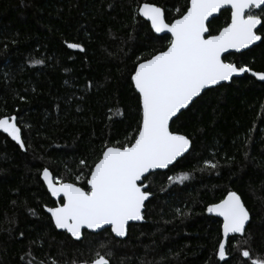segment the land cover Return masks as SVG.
<instances>
[{"label":"trees","instance_id":"1","mask_svg":"<svg viewBox=\"0 0 264 264\" xmlns=\"http://www.w3.org/2000/svg\"><path fill=\"white\" fill-rule=\"evenodd\" d=\"M189 2L0 0V117L17 118L25 144L0 130V264H92L98 253L109 264H251L244 250L264 259V83L249 74L205 91L173 121L171 131L192 148L144 180L152 195L145 222L131 225L125 240L104 230L76 242L45 210L56 206L41 179L45 168L86 187L105 146L129 144L138 134L142 107L131 75L171 40L154 34L139 6L163 8L171 23ZM230 18V10L221 12L211 34ZM224 59L264 73V42ZM230 191L250 221L220 260L222 221L207 207Z\"/></svg>","mask_w":264,"mask_h":264},{"label":"snow or ice","instance_id":"2","mask_svg":"<svg viewBox=\"0 0 264 264\" xmlns=\"http://www.w3.org/2000/svg\"><path fill=\"white\" fill-rule=\"evenodd\" d=\"M226 6H230V23L213 35L209 18ZM138 13L156 33H170L171 40L166 50L138 62L131 75L142 107L134 142L105 146L90 169L86 187L54 182L49 170H43L51 195L62 197L56 207L47 211L57 229L66 230L77 239L82 229L96 230L105 225L116 236L124 237L130 221L144 218L142 213L150 193L144 190L142 178L151 170L168 168L190 146L187 136L170 130V121L205 89L229 81L234 75L252 72L247 66L225 62V53L264 42V36L258 34L264 31V0H190L187 10L171 23L165 22L161 8L149 3L139 6ZM67 47L84 51L78 43H68ZM252 75L264 81V73ZM16 121L15 116L0 117V130L23 149L22 130ZM185 179V174L176 177L181 183ZM207 212L223 218L218 255L225 260L230 238L246 231L249 211L241 197L230 191L219 203L209 205ZM242 256L251 264H264V259L253 260L248 250ZM92 264H109V260L98 253Z\"/></svg>","mask_w":264,"mask_h":264},{"label":"water","instance_id":"3","mask_svg":"<svg viewBox=\"0 0 264 264\" xmlns=\"http://www.w3.org/2000/svg\"><path fill=\"white\" fill-rule=\"evenodd\" d=\"M189 4H190V2H189ZM152 5H153V4H152ZM155 6H156V5H155ZM157 7H159V6H157ZM159 8H161V7H159ZM161 10L163 11L164 16H165V22L168 23L167 20H166V15H165V11H164V9L161 8ZM225 10H230V6H226L225 8H222L219 12L214 13L213 17H210V18H209L210 23L212 22V20L216 19V18L221 14V12H223V11H225ZM256 11H258V10H256ZM140 17H141L143 20H145L146 22H148V23L150 24V22L147 21V19H146L145 17H142L141 15H140ZM206 23H208V22H206ZM210 23H209V24H210ZM150 27H151V24H150ZM151 29H152V28H151ZM152 31L154 32V34H155L156 36H159V37L166 36V35H168V36L171 37V34H170V33H167V32H164V33H156L153 29H152ZM260 43H261L260 41H257V42H255L253 45H250L248 48H246V49H241V50H239V51H236L235 49H230L227 53L224 54V58H225L226 56L230 55V54H243V53H245V52L251 50L253 47L259 45ZM225 62H226V61H225ZM252 72H254V71H252ZM252 72H247V73H241V74H239V75H234L233 78H232L231 80H229V81H222V82H220V84H218V85H215V86H212L211 88H207V89H205V90L201 93V95H202L205 91H207V90L217 88V87H219V86H221V85H224V84H230V83L233 81V79L241 78V77H243L245 74H249L250 76H252L253 78H255L258 82L264 83V81H261V80H259L257 77L253 76V75H252ZM133 85H134V84H133ZM137 93H138V92H137ZM201 95H200V96H201ZM200 96H199V97H200ZM199 97L195 98L194 102H195ZM192 104H193V103H192ZM192 104H191V105H192ZM191 105H190V106H191ZM190 106H189V107H190ZM189 107H188V108H189ZM188 108H187V109H188ZM187 109H182L181 112L177 114V117H178L182 112L186 111ZM177 117H174L173 120L170 121V130H171V125H172L173 121H174L175 119H177ZM191 148H192V142L190 141V146H189L188 151L185 152L181 157H178L177 160H176L175 162H173V164L169 165V167L166 168V169H154V170H151L149 173H146V174H145V177L147 178V177H149L150 175H152V174H154V173H157V172H166V171L169 170L172 166H174L179 160H181L183 157H185V156L190 152ZM49 172L51 173V176H52V178H53V180H54V182H55L56 179H55L53 173H52L50 170H49ZM42 174H43V172H42ZM42 174H41V179H42V181H43V183H44V185H45V187H46L48 193L50 194L51 198L54 200V202L56 203V206H57V205L61 202L62 197H61V198H58V197H53V196L51 195V192L48 190L47 183L44 181V179H43V175H42ZM146 178H142V183H144V180H145ZM143 185H144V184H143ZM144 186H145V187H144V190L147 191V186H146V185H144ZM151 198H152V195L150 194L148 200L145 202V206H146V204L148 203V201H149ZM241 201H242V199H241ZM242 202H243V201H242ZM243 203H244V202H243ZM56 206H55V207H56ZM47 208H48V207H47ZM47 208H45L46 213L51 217V214L47 211ZM144 211H145V207H144V209H143V213H142V214H143V217H144ZM212 214H213L214 217L220 219V220L222 221V223H223V218H222V217L217 216L215 213H212ZM144 222H145V219H144V218H143L142 220H140V221H130V222H129V225H128V228H127L126 235H125L124 237H118V236H116L112 231H111V232H112L113 236H114L116 239H118V240H125V239L128 237L129 227H130L131 225H140V224H143ZM53 223H54V222H53ZM247 224H248V223H247ZM54 225H55V224H54ZM246 226H247V225H246ZM56 229H57V228H56ZM57 230H58L59 232H62V233H67V234H68V235H69L74 241H76V242H80V241L83 239V236H84V233H85V232H88V233H90V234H98V233H100V232H102V231H104V230H111V227L108 226V225H105V226H103L102 228H100V229H96V230H92V229L84 228V229L81 230V237H80L79 239H77V238H75V237H72L70 233L66 232V230H63V229H57Z\"/></svg>","mask_w":264,"mask_h":264},{"label":"rangeland","instance_id":"4","mask_svg":"<svg viewBox=\"0 0 264 264\" xmlns=\"http://www.w3.org/2000/svg\"><path fill=\"white\" fill-rule=\"evenodd\" d=\"M56 181H60V182H62L60 179H57Z\"/></svg>","mask_w":264,"mask_h":264},{"label":"flooded vegetation","instance_id":"5","mask_svg":"<svg viewBox=\"0 0 264 264\" xmlns=\"http://www.w3.org/2000/svg\"><path fill=\"white\" fill-rule=\"evenodd\" d=\"M144 184V183H143ZM145 185V184H144Z\"/></svg>","mask_w":264,"mask_h":264}]
</instances>
